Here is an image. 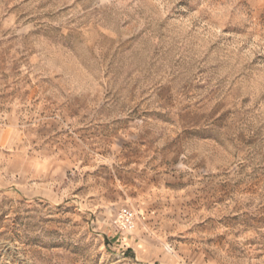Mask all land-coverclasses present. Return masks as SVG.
I'll return each mask as SVG.
<instances>
[{"label": "rangeland", "instance_id": "1", "mask_svg": "<svg viewBox=\"0 0 264 264\" xmlns=\"http://www.w3.org/2000/svg\"><path fill=\"white\" fill-rule=\"evenodd\" d=\"M0 264H264V0H0Z\"/></svg>", "mask_w": 264, "mask_h": 264}, {"label": "built area", "instance_id": "2", "mask_svg": "<svg viewBox=\"0 0 264 264\" xmlns=\"http://www.w3.org/2000/svg\"><path fill=\"white\" fill-rule=\"evenodd\" d=\"M136 217L133 211L128 208H123L119 211L114 225L119 232H129L135 227Z\"/></svg>", "mask_w": 264, "mask_h": 264}]
</instances>
